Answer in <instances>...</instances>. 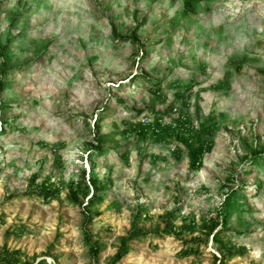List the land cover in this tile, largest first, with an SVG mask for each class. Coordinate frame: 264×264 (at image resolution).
<instances>
[{
    "label": "rangeland",
    "instance_id": "374dc122",
    "mask_svg": "<svg viewBox=\"0 0 264 264\" xmlns=\"http://www.w3.org/2000/svg\"><path fill=\"white\" fill-rule=\"evenodd\" d=\"M186 1L0 0V246L31 264H113L129 230L171 213L176 234L116 264H222L218 242L244 250L223 264H264V0ZM95 134L125 154L94 157L111 183L90 209L96 259L67 197ZM34 172L58 195H24ZM223 211L232 231L204 242Z\"/></svg>",
    "mask_w": 264,
    "mask_h": 264
},
{
    "label": "trees",
    "instance_id": "16d2710c",
    "mask_svg": "<svg viewBox=\"0 0 264 264\" xmlns=\"http://www.w3.org/2000/svg\"><path fill=\"white\" fill-rule=\"evenodd\" d=\"M190 5V2L186 1V7ZM161 119L157 118L154 123L156 127H160ZM151 126V125H150ZM153 127V126H151ZM155 127V131L157 128ZM144 127H142L143 129ZM154 129V127H153ZM167 129H171L168 127ZM162 130V129H161ZM94 144H92L89 149L88 154V169L89 172L86 173L84 169H81L78 173V178L76 182H72L68 188V200L76 207H79L83 216V222L81 225V231L83 234V239L89 247L90 254L96 259L100 249L99 247L92 242V235L89 229L90 224L93 219L96 218L99 214L97 212H90V209L96 206L102 205L105 200V195L109 191L111 183L108 180L100 181L94 171L96 170V163L94 157H106L109 154H114L115 156L123 155L124 153L120 151L117 147L115 149H109L105 147V144L110 141L109 135H98L95 134ZM212 144L206 142L201 144V146L195 150L192 154V166L198 167L199 160L203 157L204 153L210 152ZM125 155V154H124ZM38 172L31 174L28 180V186H34V192H24V195L27 196H36L41 198L44 201H49L59 193V187L56 183L51 182L50 177H46L39 184H36L38 179ZM13 197V195L11 196ZM162 223V228H157L154 232L149 233L147 231H140L136 228H133L127 232V234L119 240V244L114 253L112 263L116 264L121 261L129 252V246L134 241H139L145 238L148 235L152 236H162V235H171L177 233V228L173 226L172 214L167 213L163 214L159 218ZM219 220H211L210 226H204L206 229L204 234V242L207 241L208 237L211 235L215 242L219 235L222 233H228L232 231L231 226H229L230 218L227 212L223 211L221 213V218ZM8 233V232H7ZM239 233V232H236ZM218 250L221 253V263L223 264V259L236 257L241 253H244V250H236L231 245H225L221 242H218ZM193 252H198V248L194 249L189 247L184 251L185 255L192 254ZM20 250H11L7 248L6 244L0 246V264H31L30 261H22L20 258ZM41 264H45L41 262Z\"/></svg>",
    "mask_w": 264,
    "mask_h": 264
}]
</instances>
